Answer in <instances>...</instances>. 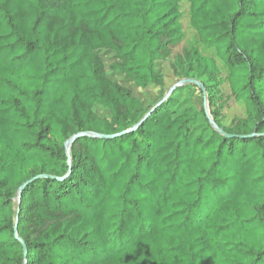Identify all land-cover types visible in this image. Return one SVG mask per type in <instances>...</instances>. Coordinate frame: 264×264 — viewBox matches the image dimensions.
I'll return each instance as SVG.
<instances>
[{"label":"trees","instance_id":"16d2710c","mask_svg":"<svg viewBox=\"0 0 264 264\" xmlns=\"http://www.w3.org/2000/svg\"><path fill=\"white\" fill-rule=\"evenodd\" d=\"M188 1L0 0V264H264V0Z\"/></svg>","mask_w":264,"mask_h":264},{"label":"rangeland","instance_id":"374dc122","mask_svg":"<svg viewBox=\"0 0 264 264\" xmlns=\"http://www.w3.org/2000/svg\"><path fill=\"white\" fill-rule=\"evenodd\" d=\"M180 5H181V10L183 12V19H182V25L183 29L185 31V40L184 43L186 46H191L194 42V38L196 39L197 43V37H195L194 32L189 28V12H190V3L188 0H180ZM195 43V44H196ZM103 58L107 65L112 62L111 56L112 53L110 52H103L102 53ZM220 68L224 71L227 72L228 69L225 64L220 62ZM158 68L164 73L165 75V88L167 89L168 87H172L176 85L177 78L174 76L173 71L170 67V63L168 61H159L158 62ZM109 75L111 76L112 79L119 81L123 83L124 85L128 86L129 88L132 89L133 93L138 96L143 104V106H148L151 103H153L156 98H163L165 95L161 94L160 95V87L155 86V85H150L147 88H139L137 87L133 81H128L123 78V75L120 73H114L109 70ZM202 79H206L203 77ZM194 83H189V86H185L183 89H181L178 93L179 100L181 101V107L186 109L187 107L190 106H195L199 107L200 105H204L207 112H209V106L208 102L207 105H205V100L202 98V93L200 91V87L196 84L193 85ZM224 91L228 93L229 91V86L228 84L224 85ZM204 95V94H203ZM94 110L99 114L103 116H109L108 110L101 106H95ZM224 112L226 115L225 122L230 123V121L235 117V116H240V117H246L247 116V111H246V105L244 102H238V103H233L232 101L227 100L226 106L224 108Z\"/></svg>","mask_w":264,"mask_h":264},{"label":"water","instance_id":"95a60500","mask_svg":"<svg viewBox=\"0 0 264 264\" xmlns=\"http://www.w3.org/2000/svg\"><path fill=\"white\" fill-rule=\"evenodd\" d=\"M182 83H194V84H197V85H199L200 87H201V89H203V91H204V85H203V83L201 82V81H198V80H196V79H194V78H186V79H184L183 81H182ZM204 96H205V92H204ZM205 105H207V100L205 99ZM146 118V117H145ZM21 242H22V239L20 238L19 239Z\"/></svg>","mask_w":264,"mask_h":264}]
</instances>
